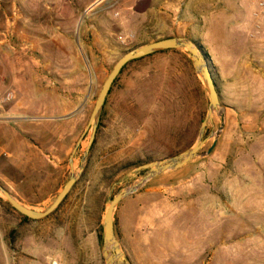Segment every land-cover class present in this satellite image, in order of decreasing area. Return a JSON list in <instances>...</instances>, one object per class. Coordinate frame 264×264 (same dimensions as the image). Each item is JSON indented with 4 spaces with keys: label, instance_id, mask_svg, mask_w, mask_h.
<instances>
[{
    "label": "rangeland",
    "instance_id": "1",
    "mask_svg": "<svg viewBox=\"0 0 264 264\" xmlns=\"http://www.w3.org/2000/svg\"><path fill=\"white\" fill-rule=\"evenodd\" d=\"M98 11L83 10L79 21L95 23ZM21 14L15 0H0V37L15 50ZM50 16L42 7L35 45L21 58L25 77L12 84V73L0 68V96L14 93L0 111V185L35 211L68 180V158L112 67L134 47L158 41L101 34L97 42L75 26L55 39ZM230 36L228 55L218 40L208 39L220 46L214 54L191 39L210 61L221 105L199 156L147 181L114 211L129 264H264V39ZM115 80L84 161L89 131L74 153L73 172H82L56 211L25 220L0 198V264H105L109 201L139 181L138 167L195 144L208 96L185 50L138 59Z\"/></svg>",
    "mask_w": 264,
    "mask_h": 264
},
{
    "label": "crops",
    "instance_id": "2",
    "mask_svg": "<svg viewBox=\"0 0 264 264\" xmlns=\"http://www.w3.org/2000/svg\"><path fill=\"white\" fill-rule=\"evenodd\" d=\"M21 9L19 21V49L0 37V68L10 72L13 83L21 80L29 68L21 63L24 50L34 47L39 32L41 8L48 7L52 14L49 27L54 38L64 34V29L79 27V32L91 30L96 36L103 34L121 39L138 35L143 40L183 37L199 41L206 51L218 54L221 42L228 55V35H240L248 41L264 39V19L255 18L257 0H15ZM100 9L94 15L95 23L86 25L79 21L83 10ZM5 27H8L5 20ZM95 41L99 42V38ZM221 49V48H220ZM31 72V71H30ZM12 87V85H11Z\"/></svg>",
    "mask_w": 264,
    "mask_h": 264
},
{
    "label": "water",
    "instance_id": "3",
    "mask_svg": "<svg viewBox=\"0 0 264 264\" xmlns=\"http://www.w3.org/2000/svg\"><path fill=\"white\" fill-rule=\"evenodd\" d=\"M165 50H185L187 52V56L192 64V68L196 75L200 78L207 92L208 105L206 109V115L204 120L201 122L198 132V138L195 144L190 149L177 156L160 161H155L138 167L135 171L136 174L141 171L143 172V175L141 176L139 181L128 189L119 191L109 201L102 221L103 231L101 239V253L105 264H129L114 234L113 214L118 204L129 195L135 193L147 181L156 178L163 173L178 170L198 157L200 154V150L207 142V139L204 138L206 124L208 122H211L213 113H217L218 109L221 107L217 87L214 81V75L210 67V61L205 56L201 47L193 40L183 37H173L158 40L149 44H143L134 47L133 49L126 52L115 63L105 81L103 82L101 89L96 97L87 127L77 141L72 154L68 158V164L71 174L60 192L44 210L35 211L22 205L15 198H13L12 195L3 186L0 185V198L3 199L13 210H15L21 216L30 220H41L51 215L63 203L82 172L81 167L77 174L73 172L72 160L74 153L78 148L80 142L84 138L85 134L89 131L90 135L86 145L85 153L83 155V158L81 159L82 163L93 143L102 108L116 77L119 75L123 67H125V65H127L128 63ZM215 135L218 136V133H216ZM214 145L215 141L212 143L207 153L212 150Z\"/></svg>",
    "mask_w": 264,
    "mask_h": 264
},
{
    "label": "built area",
    "instance_id": "4",
    "mask_svg": "<svg viewBox=\"0 0 264 264\" xmlns=\"http://www.w3.org/2000/svg\"><path fill=\"white\" fill-rule=\"evenodd\" d=\"M257 12L253 14L255 18L264 19V0H257ZM14 99V93L11 91H6L0 96V111L3 110V107L10 103Z\"/></svg>",
    "mask_w": 264,
    "mask_h": 264
},
{
    "label": "trees",
    "instance_id": "5",
    "mask_svg": "<svg viewBox=\"0 0 264 264\" xmlns=\"http://www.w3.org/2000/svg\"><path fill=\"white\" fill-rule=\"evenodd\" d=\"M135 61H136V60H135ZM135 61H132V62H135ZM132 62H130V63H132ZM130 63H128V64H130ZM128 64H127V65H128ZM127 65H125V66H127ZM123 68H124V67H123ZM115 81H116V80H115ZM115 81H114V82H115ZM114 82H113V84H114ZM109 91H110V90H109ZM55 211H56V210H55ZM53 213H54V212H53ZM53 213H52V214H53ZM22 218L25 219V220H27V218H25V217H23V216H22Z\"/></svg>",
    "mask_w": 264,
    "mask_h": 264
}]
</instances>
